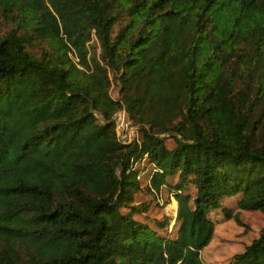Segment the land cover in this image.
Listing matches in <instances>:
<instances>
[{
    "label": "trees",
    "instance_id": "trees-1",
    "mask_svg": "<svg viewBox=\"0 0 264 264\" xmlns=\"http://www.w3.org/2000/svg\"><path fill=\"white\" fill-rule=\"evenodd\" d=\"M0 21V264H204L216 222L245 226L224 198L264 217V0H0ZM163 187L173 237L136 217ZM227 264H264V220Z\"/></svg>",
    "mask_w": 264,
    "mask_h": 264
},
{
    "label": "rangeland",
    "instance_id": "rangeland-1",
    "mask_svg": "<svg viewBox=\"0 0 264 264\" xmlns=\"http://www.w3.org/2000/svg\"><path fill=\"white\" fill-rule=\"evenodd\" d=\"M8 24L0 21V34L4 33L8 29ZM117 30V27L114 28L113 33H115ZM46 48V44L37 38L33 39L31 41V44L27 46V50L35 55L39 56L41 51ZM69 56L71 58L72 55L69 53ZM109 95L113 99H120V90H119V84L118 82H115L113 79H111V84L109 87ZM256 102V101H255ZM256 108V114L261 109V106H259L258 102L255 104ZM124 113L127 117V120L129 121V125L133 126L135 130L138 133V137L140 138L142 136L139 125L134 124L125 108H121L120 110L116 111L113 115L117 113ZM112 115V119H113ZM114 122V120H113ZM114 130H115V123H114ZM260 134V133H259ZM164 136V135H162ZM258 142H262L264 139L262 136L258 135ZM167 145L173 146L174 142L172 139L167 138ZM133 167L138 169L139 175H140V182L141 185H146V176L150 170L152 169V165L148 163V160L145 158H141L140 160L133 163ZM144 168L145 173L141 172V169ZM144 175V176H142ZM177 181V175L175 174L171 178H169V183L175 184ZM187 192H190L191 194L194 192L193 185L191 184L189 189H187ZM174 199L172 192L166 188L163 187L160 192H148L143 189H139L135 192V200L136 203L139 202H145L148 203L149 208L145 212L146 217H142L140 215H136L138 219L141 221H145L148 223L154 230H156L160 235L164 236H175L176 228L173 227L175 222V215L171 213L169 210V206L171 203V200ZM223 204L230 208L232 214L238 212L240 220L244 223V227L238 226L233 220L229 221H223L222 222H216L215 225V234L213 235L210 243L203 249L201 255L204 260V264H227V262L232 258V256L241 251L243 247L254 237L257 236L259 232V228L263 224L264 217L263 215L258 211H244L238 209L235 199L234 198H224L222 200ZM166 215L168 216L169 222L164 227H158V224H156L157 219H162V217ZM212 218L216 217H223L222 211L216 212L213 214H210Z\"/></svg>",
    "mask_w": 264,
    "mask_h": 264
},
{
    "label": "built area",
    "instance_id": "built-area-1",
    "mask_svg": "<svg viewBox=\"0 0 264 264\" xmlns=\"http://www.w3.org/2000/svg\"><path fill=\"white\" fill-rule=\"evenodd\" d=\"M113 120L118 141L123 144L139 142L140 138L138 137L137 131L133 126L129 125V121L124 113L119 112L113 115Z\"/></svg>",
    "mask_w": 264,
    "mask_h": 264
},
{
    "label": "water",
    "instance_id": "water-1",
    "mask_svg": "<svg viewBox=\"0 0 264 264\" xmlns=\"http://www.w3.org/2000/svg\"><path fill=\"white\" fill-rule=\"evenodd\" d=\"M177 214H178V207L176 208V213H175V219H176V217H177Z\"/></svg>",
    "mask_w": 264,
    "mask_h": 264
}]
</instances>
